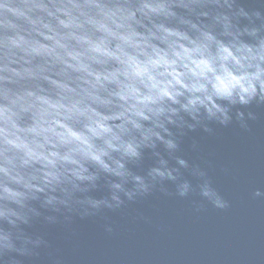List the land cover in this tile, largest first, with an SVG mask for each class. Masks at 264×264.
Masks as SVG:
<instances>
[{
    "label": "clouds",
    "instance_id": "obj_1",
    "mask_svg": "<svg viewBox=\"0 0 264 264\" xmlns=\"http://www.w3.org/2000/svg\"><path fill=\"white\" fill-rule=\"evenodd\" d=\"M262 120L264 0H0V264L156 195L229 209L201 141Z\"/></svg>",
    "mask_w": 264,
    "mask_h": 264
},
{
    "label": "water",
    "instance_id": "obj_2",
    "mask_svg": "<svg viewBox=\"0 0 264 264\" xmlns=\"http://www.w3.org/2000/svg\"><path fill=\"white\" fill-rule=\"evenodd\" d=\"M201 143L209 161L204 166L230 199L229 209L205 205L197 211L198 198L156 195L109 213L117 228L112 236L103 232L99 218H77L70 229H49L63 264H264V200L249 196L264 185V120L251 133L219 129ZM36 264L52 261L42 253Z\"/></svg>",
    "mask_w": 264,
    "mask_h": 264
}]
</instances>
